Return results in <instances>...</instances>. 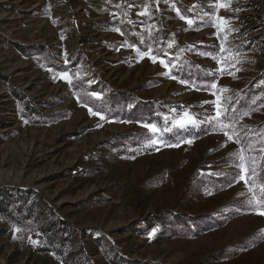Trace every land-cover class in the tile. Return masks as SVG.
Returning <instances> with one entry per match:
<instances>
[{"label":"rangeland","instance_id":"374dc122","mask_svg":"<svg viewBox=\"0 0 264 264\" xmlns=\"http://www.w3.org/2000/svg\"><path fill=\"white\" fill-rule=\"evenodd\" d=\"M262 130L264 0H0V264H264Z\"/></svg>","mask_w":264,"mask_h":264},{"label":"trees","instance_id":"16d2710c","mask_svg":"<svg viewBox=\"0 0 264 264\" xmlns=\"http://www.w3.org/2000/svg\"><path fill=\"white\" fill-rule=\"evenodd\" d=\"M249 136L251 137V140L253 139V136H254L255 138H257L259 140V142L262 141L264 144V130H262L261 132L260 131H256V132L254 131ZM258 161L263 164V162H262L263 158L259 159ZM262 179L264 180V178H262ZM263 189H264V184H263ZM263 194H264V192H263ZM263 198H264V195H263Z\"/></svg>","mask_w":264,"mask_h":264},{"label":"snow or ice","instance_id":"6c2138e0","mask_svg":"<svg viewBox=\"0 0 264 264\" xmlns=\"http://www.w3.org/2000/svg\"><path fill=\"white\" fill-rule=\"evenodd\" d=\"M155 62V61H154ZM161 63H163V61H161ZM219 114V113H218ZM188 122H192V121H185V123H188ZM145 127H149L150 131L152 132H155L156 129L154 128V126H150V125H144ZM260 215H264V212H261V213H258Z\"/></svg>","mask_w":264,"mask_h":264}]
</instances>
